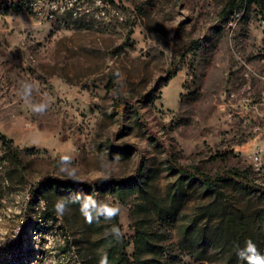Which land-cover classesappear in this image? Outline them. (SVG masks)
<instances>
[{
    "label": "rangeland",
    "instance_id": "1",
    "mask_svg": "<svg viewBox=\"0 0 264 264\" xmlns=\"http://www.w3.org/2000/svg\"><path fill=\"white\" fill-rule=\"evenodd\" d=\"M231 1L104 0L100 19L65 22L0 6V264H116L114 225L86 220L87 196L120 206L131 264H246L248 239L264 254L260 190L227 182L210 196L170 169L234 171L264 188V12L225 14ZM141 164L147 193L96 198L63 183L132 180Z\"/></svg>",
    "mask_w": 264,
    "mask_h": 264
},
{
    "label": "trees",
    "instance_id": "2",
    "mask_svg": "<svg viewBox=\"0 0 264 264\" xmlns=\"http://www.w3.org/2000/svg\"><path fill=\"white\" fill-rule=\"evenodd\" d=\"M255 4L261 8L262 11H264V0H232L228 3L226 6L224 13H234L236 11H239L244 8L245 4ZM119 109L122 110L123 106L119 104ZM4 143L8 145L10 142L6 140L5 137H3ZM170 169L179 175V181L184 184L193 185L196 183L202 184L205 189L207 190L208 194L210 196H215L219 192V188L224 183L227 182H234L237 183L250 192H254L257 190H260L262 192V195L264 197V188L251 182L249 179L243 177L241 174L234 172V171H228L223 173H218L215 175H207L204 174L200 168L198 167H184L176 164L173 159L170 161ZM152 170L147 165L140 166L137 175L132 178V180H99L97 182H94L92 184H83V183H75V182H69L64 181V184L76 186L77 188H83L84 191L87 193L93 194V196L102 198L108 193H112L113 191H118L120 194L125 192H132L134 187H138L141 191L144 193H147L149 178ZM39 190L36 188L34 190V193H38ZM209 209V214L212 217H218L221 215L220 208L214 204ZM207 216V214L205 215ZM204 217V216H203ZM112 224L119 228L121 232V236L119 239L115 238L117 243L119 244V259L116 260V264H131L130 258L126 252V243L125 238L122 235V227L120 224V217L119 214L110 219ZM245 218L243 216H240L238 220H235V224L240 227V229L244 230L245 228ZM205 240H203L204 242ZM145 240L142 238V236L139 235V240L136 244V254L135 257H138L139 254L143 253L145 249ZM136 261V260H135ZM143 264H150V261L143 262ZM228 264H234L232 262H229Z\"/></svg>",
    "mask_w": 264,
    "mask_h": 264
},
{
    "label": "clouds",
    "instance_id": "3",
    "mask_svg": "<svg viewBox=\"0 0 264 264\" xmlns=\"http://www.w3.org/2000/svg\"><path fill=\"white\" fill-rule=\"evenodd\" d=\"M24 88L27 92L30 90L31 86L26 84L24 85ZM69 162L70 157H62L60 171L64 172L70 178L75 179L76 171L75 169H72L71 171L69 170ZM103 178L107 179L108 177L104 176ZM75 199L79 201L81 198L77 196ZM55 210L58 215L62 216L66 211V202L64 200L57 201V203L55 204ZM80 210L89 223H91L94 218L99 217H103L104 219L110 220L116 217L121 211L120 206L113 205L108 202H98L92 196H87L83 198ZM111 233L115 235L117 239H119V237L121 236V232L116 226L112 227ZM3 243H5V241L3 239H0V244ZM237 255L241 260L246 261V264H264V254H261L259 252L256 244L251 239L246 240L245 247L239 249ZM100 264H108V259L106 255L101 258Z\"/></svg>",
    "mask_w": 264,
    "mask_h": 264
},
{
    "label": "built area",
    "instance_id": "4",
    "mask_svg": "<svg viewBox=\"0 0 264 264\" xmlns=\"http://www.w3.org/2000/svg\"><path fill=\"white\" fill-rule=\"evenodd\" d=\"M25 8L28 14L43 22H52L56 20V14H67V12H78L80 15L89 16L101 15V17L105 13L104 0H29V7ZM73 262L79 264L76 256Z\"/></svg>",
    "mask_w": 264,
    "mask_h": 264
},
{
    "label": "bare ground",
    "instance_id": "5",
    "mask_svg": "<svg viewBox=\"0 0 264 264\" xmlns=\"http://www.w3.org/2000/svg\"><path fill=\"white\" fill-rule=\"evenodd\" d=\"M0 6H7V7H15L17 9H24L27 11V8L29 7V0H0ZM83 16H89V15H80L78 12H67V14H56V20H53L52 22H62L67 19H76L78 17H83ZM97 19L101 18V15H92ZM77 21V20H75ZM83 21V20H82ZM53 264H57L54 262Z\"/></svg>",
    "mask_w": 264,
    "mask_h": 264
}]
</instances>
